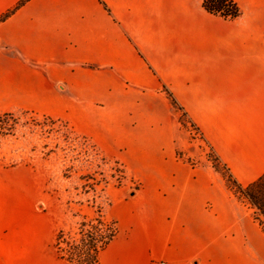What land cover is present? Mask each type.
Instances as JSON below:
<instances>
[{
    "label": "crops",
    "instance_id": "1",
    "mask_svg": "<svg viewBox=\"0 0 264 264\" xmlns=\"http://www.w3.org/2000/svg\"><path fill=\"white\" fill-rule=\"evenodd\" d=\"M22 1L0 0V17ZM234 1L225 20L204 0H27L0 24V113L67 121L140 179L108 211L117 236L99 264H264L256 210L191 160L163 92L241 185L264 175V0ZM8 174L0 264H65L51 214L21 207L22 173Z\"/></svg>",
    "mask_w": 264,
    "mask_h": 264
},
{
    "label": "rangeland",
    "instance_id": "2",
    "mask_svg": "<svg viewBox=\"0 0 264 264\" xmlns=\"http://www.w3.org/2000/svg\"><path fill=\"white\" fill-rule=\"evenodd\" d=\"M8 112L13 114L0 118V169L9 177L8 171L23 174L13 178L21 188V207L36 204L38 212L49 211L54 251L66 259L69 243L75 244L83 231L107 233L111 229L114 223L107 217L117 193L140 190V179L67 121L35 112ZM177 116L182 134L188 137L181 146L191 160L207 163L211 151L201 133L179 113Z\"/></svg>",
    "mask_w": 264,
    "mask_h": 264
},
{
    "label": "trees",
    "instance_id": "3",
    "mask_svg": "<svg viewBox=\"0 0 264 264\" xmlns=\"http://www.w3.org/2000/svg\"><path fill=\"white\" fill-rule=\"evenodd\" d=\"M26 2L27 0L20 2L15 8L2 15L0 17V24L6 22L16 14ZM203 6L208 13L225 20H235L241 15V9L234 0H204ZM163 92L167 95L172 109L179 113L182 118L189 122L192 128L200 133V130L190 120L184 108L180 106L170 91L164 88ZM12 114L11 112L3 113L0 115V118L4 119ZM2 126L0 127V131L2 130ZM209 149L211 153L209 154L207 163L205 162L204 165L209 166L216 174L221 176L227 188L236 198L241 202L249 204L256 210V220L260 222L264 228V175L248 187H244L237 181L231 170L220 161L213 148L209 146ZM106 230L107 233H102V231L95 232L93 230L83 231L80 238L75 241V244L73 243L70 245L69 243V255L65 254L67 258L62 259L60 257V259L65 264H99V255L101 251L117 236L115 224L111 226V229L108 228Z\"/></svg>",
    "mask_w": 264,
    "mask_h": 264
},
{
    "label": "built area",
    "instance_id": "4",
    "mask_svg": "<svg viewBox=\"0 0 264 264\" xmlns=\"http://www.w3.org/2000/svg\"><path fill=\"white\" fill-rule=\"evenodd\" d=\"M152 264H167V263L164 261H154L152 262Z\"/></svg>",
    "mask_w": 264,
    "mask_h": 264
}]
</instances>
